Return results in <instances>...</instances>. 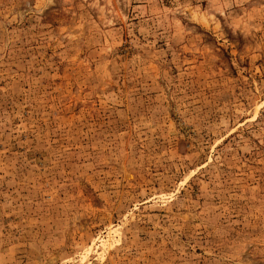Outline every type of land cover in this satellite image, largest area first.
I'll list each match as a JSON object with an SVG mask.
<instances>
[{"label": "rangeland", "instance_id": "obj_1", "mask_svg": "<svg viewBox=\"0 0 264 264\" xmlns=\"http://www.w3.org/2000/svg\"><path fill=\"white\" fill-rule=\"evenodd\" d=\"M0 264H264V0H0Z\"/></svg>", "mask_w": 264, "mask_h": 264}]
</instances>
